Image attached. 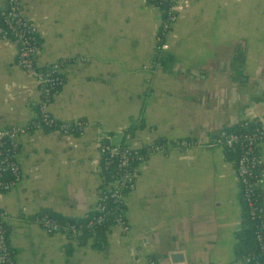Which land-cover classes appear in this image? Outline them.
Returning a JSON list of instances; mask_svg holds the SVG:
<instances>
[{
	"label": "crops",
	"instance_id": "obj_1",
	"mask_svg": "<svg viewBox=\"0 0 264 264\" xmlns=\"http://www.w3.org/2000/svg\"><path fill=\"white\" fill-rule=\"evenodd\" d=\"M22 8L38 28L39 66L85 58L64 66L49 110L88 125L82 136L39 130L19 138L22 177L0 191L13 264H140L138 247L159 264L234 259L242 201L234 155L222 144L139 161L125 199L130 229L109 225L101 248L93 236L47 233L36 215L92 210L107 180L98 151L105 136L136 146L211 142L242 119L264 118V0H177L169 49L160 53L163 9L148 0H22ZM16 54L13 42L0 41V127L35 117L40 99ZM259 153L264 169V142ZM262 194L264 204V183Z\"/></svg>",
	"mask_w": 264,
	"mask_h": 264
},
{
	"label": "built area",
	"instance_id": "obj_2",
	"mask_svg": "<svg viewBox=\"0 0 264 264\" xmlns=\"http://www.w3.org/2000/svg\"><path fill=\"white\" fill-rule=\"evenodd\" d=\"M163 9L157 30L158 53L169 49L168 36L178 19L177 0H148ZM7 7L0 11V41H11L17 47L15 64L37 80L40 99L36 115L24 124L0 127V191L14 186L22 177L18 161L19 138L30 132L45 130L63 135L82 136L88 125L84 118L72 121L60 120L49 110L57 91L64 84L63 68L66 64L84 61V57L72 56L39 66L40 54L38 28L24 13L22 0H6ZM264 142V118L240 120L234 129L211 142H198L182 138L173 142L155 140L143 146L111 142L105 136L98 145L99 167L106 177L92 207V215L84 223L62 221L49 211H41L36 220L47 233L60 232L67 239H74L83 229L111 222L123 232L130 229L126 218V194L136 183L135 167L147 155L168 149H188L194 146L223 145L234 154V167L240 196L251 219L256 221L255 239L258 250L236 256L227 264H264V204L259 200L264 183L263 158L259 144ZM7 211L0 208V264H13L5 218ZM140 264H159L153 257L145 256L140 247L135 249Z\"/></svg>",
	"mask_w": 264,
	"mask_h": 264
},
{
	"label": "trees",
	"instance_id": "obj_3",
	"mask_svg": "<svg viewBox=\"0 0 264 264\" xmlns=\"http://www.w3.org/2000/svg\"><path fill=\"white\" fill-rule=\"evenodd\" d=\"M225 149V154L230 158L233 156V152ZM259 200L263 202V194L261 193L259 195ZM242 201V221H241V227L236 231V241H235V251L237 256H241L243 254L252 253L258 250L256 239H255V231H256V221L251 219L248 211L246 209L245 203ZM48 211V210H45ZM53 215H55L58 219H61L62 221L70 220V221H76L77 223H84L88 220V218L92 215V210L88 212L84 217H65L60 215L59 213L56 214V212H51ZM109 225H114L111 222H103L100 224H97L92 229L85 228L83 231L78 233V240H82L85 238V236H93V242L92 245L96 248H101L106 240V229ZM70 251V246L67 248V252Z\"/></svg>",
	"mask_w": 264,
	"mask_h": 264
}]
</instances>
